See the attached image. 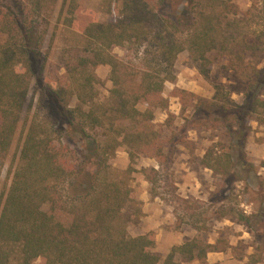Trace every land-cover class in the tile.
<instances>
[{
	"label": "trees",
	"instance_id": "trees-1",
	"mask_svg": "<svg viewBox=\"0 0 264 264\" xmlns=\"http://www.w3.org/2000/svg\"><path fill=\"white\" fill-rule=\"evenodd\" d=\"M103 1L112 16L106 23L89 16L85 0H61L57 21L81 36L83 45L71 48L65 63L69 84L41 89L49 113L30 121L1 196L0 264H203L209 253L231 248L220 239L210 244L194 238L162 258L154 251V232L128 233L142 211L126 176L140 174L153 187L172 166L176 149L189 146V132L200 129L225 138L205 151L203 168L235 181L255 175L245 147L251 122L264 126V0H253L241 17L232 0ZM58 2L0 0V169L30 82L43 68L41 53ZM116 48L124 57L113 53ZM183 52L204 78L211 53L227 57L230 70L245 79L241 103L222 85L214 87L211 100L176 87L165 97ZM100 66L110 68L104 103L97 102L95 89ZM170 97L179 100L180 126L168 111ZM156 111L166 113L163 125L154 123ZM121 148L130 163L124 173L110 165ZM138 157L159 169H134ZM218 216L251 229V217L242 212L230 208Z\"/></svg>",
	"mask_w": 264,
	"mask_h": 264
},
{
	"label": "rangeland",
	"instance_id": "rangeland-1",
	"mask_svg": "<svg viewBox=\"0 0 264 264\" xmlns=\"http://www.w3.org/2000/svg\"><path fill=\"white\" fill-rule=\"evenodd\" d=\"M232 3L241 17L252 7L253 0H232ZM84 6L89 16L95 17L100 23H106L112 18L108 15L103 0H85ZM60 7L61 0L49 19L47 37L41 53L43 68L30 82L11 148L0 169V201L11 183L22 140L30 121L36 119L40 122V117L45 118L49 113L44 106L46 103L41 89H48L52 82L58 85L69 84L63 77L65 63L71 48L83 45L81 36L57 21ZM113 53L119 57L125 55V52L118 48L114 49ZM208 58L211 62L210 69L208 76L204 78L199 74L198 67L189 53H181L174 66L176 83L166 84L164 96L168 97L176 87L211 100L214 87L222 85L231 93L235 102L241 103V91L245 88L244 76L240 72L230 70L227 57L211 53ZM109 71L107 66L94 70L98 103H104L109 95ZM260 93L264 97V88ZM74 103L72 102V106ZM139 108L144 109L142 106ZM180 108L179 100L170 97L168 111L177 117L174 121L176 126L182 123ZM189 114L190 111L186 112L185 116ZM166 118L165 112L156 111L154 123L163 125ZM251 127L245 152L256 173L249 180L235 181L234 176L222 178L203 168L201 161L205 151L213 143L225 141L223 134L214 129L190 131L189 146L176 149L172 166L161 171L153 187L144 181L140 174L132 173L126 176L134 191L133 198L142 211V217L136 225L128 226L129 235L137 236L144 230V225L155 228V239H158L160 245H155L154 251L162 258L169 253V245L173 241H179L181 245L187 240L199 238L214 244L220 239L226 241L231 248L223 253H213L211 259H216L214 264H264V126L251 122ZM162 134L166 137L168 131L164 128ZM129 164L124 148L119 149L110 161L113 169L120 173H124ZM141 167L159 169L154 161L138 157L133 168L139 170ZM154 194L158 197L154 198ZM230 208L250 216L251 229L236 224L235 220L218 216V213ZM43 210L48 211L49 207L44 205ZM130 213L132 211H129ZM59 219L63 221L62 217ZM33 264H39V260Z\"/></svg>",
	"mask_w": 264,
	"mask_h": 264
},
{
	"label": "crops",
	"instance_id": "crops-1",
	"mask_svg": "<svg viewBox=\"0 0 264 264\" xmlns=\"http://www.w3.org/2000/svg\"><path fill=\"white\" fill-rule=\"evenodd\" d=\"M156 164V163H155ZM143 210V209H142ZM155 228H153V227H146L145 225H144V230L140 233V234H138L137 236H140V235H144V234H146V233H148V232H154L155 233ZM133 237H136V236H133ZM158 239H155V242H156V245L158 246V245H160V243H159V241H157ZM178 245H180V242L179 241H173L172 243H170V247L172 248L173 246H178ZM213 253H209L208 255H207V259L205 260V262L204 263H206V264H214V263H216V259H211V255H212ZM193 264H202V263H199V262H197V261H194V262H192Z\"/></svg>",
	"mask_w": 264,
	"mask_h": 264
}]
</instances>
